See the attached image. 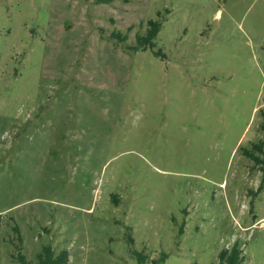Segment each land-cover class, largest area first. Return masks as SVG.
Returning a JSON list of instances; mask_svg holds the SVG:
<instances>
[{"label": "rangeland", "instance_id": "374dc122", "mask_svg": "<svg viewBox=\"0 0 264 264\" xmlns=\"http://www.w3.org/2000/svg\"><path fill=\"white\" fill-rule=\"evenodd\" d=\"M263 113L264 0H0V264H264Z\"/></svg>", "mask_w": 264, "mask_h": 264}, {"label": "trees", "instance_id": "16d2710c", "mask_svg": "<svg viewBox=\"0 0 264 264\" xmlns=\"http://www.w3.org/2000/svg\"><path fill=\"white\" fill-rule=\"evenodd\" d=\"M162 29V22L157 20H151L148 23V29L145 36H139L137 39L138 45L134 47L135 50H147L149 46L154 47V40ZM161 52H158L160 54ZM262 130L264 131V113ZM254 148L261 155H257L253 152L246 151V156L254 161L257 167H260L262 171V180L258 188V192L264 188V144H256ZM70 255L67 250L60 252L56 255L51 247H44L42 254L40 255L39 264H68ZM244 257L242 256L241 249L238 245L234 246L231 251L225 250L220 254V264H243Z\"/></svg>", "mask_w": 264, "mask_h": 264}]
</instances>
